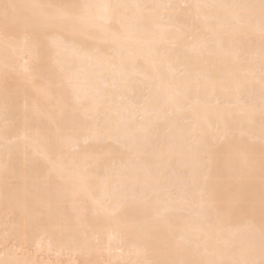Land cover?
Returning <instances> with one entry per match:
<instances>
[{
    "label": "bare ground",
    "instance_id": "6f19581e",
    "mask_svg": "<svg viewBox=\"0 0 264 264\" xmlns=\"http://www.w3.org/2000/svg\"><path fill=\"white\" fill-rule=\"evenodd\" d=\"M258 2L0 0L90 6L77 9L83 24L49 30L38 46L25 43L22 25L7 34L0 29V260H198L205 258V248L223 251L253 226L258 241L264 157L259 119L264 45L258 32L205 46L208 33L195 9L190 18L154 9L131 26L143 10L113 14L104 7ZM5 94L15 100L8 111ZM173 96L178 104L161 112ZM249 106L257 112L255 126L242 115ZM146 120L154 125L151 139L157 145L166 146L172 136L184 145L172 154L157 148L149 159L152 174H164L160 186L145 180L127 149L132 136L143 142L140 126ZM193 126L213 146L207 182L209 157L188 136ZM249 191L255 193L254 216L246 208ZM237 197L239 206L221 216L218 206ZM22 229L26 251L17 255L5 247V234Z\"/></svg>",
    "mask_w": 264,
    "mask_h": 264
},
{
    "label": "snow or ice",
    "instance_id": "6c2138e0",
    "mask_svg": "<svg viewBox=\"0 0 264 264\" xmlns=\"http://www.w3.org/2000/svg\"><path fill=\"white\" fill-rule=\"evenodd\" d=\"M88 5H63V4H42V3H3L0 4V29H3L5 34L9 30L22 25L25 32V43L29 41L34 46H38L39 40L46 35L49 30L57 29L66 24H83L84 18L77 11L78 8H88ZM106 9L112 11L113 14L121 9L135 7L141 9L142 14L131 21V26L139 25L145 16L143 13H150L154 9H165L171 11L174 15L184 14L186 17H191L192 9L197 10L196 19L201 22L208 35L202 41L203 45L210 42H215L219 45L224 43L225 37H231L238 34H250L258 32L262 45H264V0H259L258 3H237V4H154V5H105ZM223 10V15H219L215 10ZM206 10V11H205ZM172 19V17H170ZM114 39H119L118 36ZM236 61L242 62L239 55ZM251 69H249V72ZM260 103H259V119H260V141L264 145V47H262V55L260 60ZM15 104V100L5 94L3 105L5 111H8L10 106ZM178 104L176 97H169L165 105L161 107V112H166L168 106ZM25 112L28 111V105H24ZM246 116L248 124L255 126L256 109L254 106L247 107L242 113ZM147 117V110H145ZM154 125L151 121H147L140 126V131L144 134L143 142H138L135 136L129 138L130 143L127 146L128 151L132 154L130 163L134 167L139 166L145 172V180L152 181L157 186H160L164 180V174L153 175L149 167V159L156 156V149L159 148L162 153L165 147L169 154L182 150L184 145L179 142L176 136H172L169 143L157 145L151 139V132ZM170 128L169 131L174 129ZM225 129V133H226ZM188 136L192 137L193 141L208 155V167L204 175V180L207 182L210 179L211 173V154L213 146L206 143L203 139V132L198 131V126H193L188 131ZM184 130H180V138L183 139ZM5 186H9L11 177L9 176V165L4 166ZM260 226L259 240L257 241L254 226L249 232L238 240L229 243L223 251H210L205 248L203 256L205 258L198 260H170L159 259L147 261L146 264H264V157L261 159V176H260ZM171 195V193H169ZM240 204V199L234 198L229 204H221L218 206V213L221 216H227L230 212ZM246 208L250 216H254L256 210L255 193L249 191L246 197ZM27 240L26 230H19L9 235L5 234V247L10 251L19 255L25 252V242ZM0 264H34L28 259H12L0 260Z\"/></svg>",
    "mask_w": 264,
    "mask_h": 264
}]
</instances>
